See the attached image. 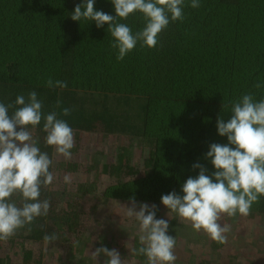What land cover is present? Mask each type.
<instances>
[{"label": "trees", "instance_id": "obj_1", "mask_svg": "<svg viewBox=\"0 0 264 264\" xmlns=\"http://www.w3.org/2000/svg\"><path fill=\"white\" fill-rule=\"evenodd\" d=\"M84 2L0 0V102L36 91L45 113L71 109L59 118L75 141L67 159L45 144L43 120L29 128L53 159L54 181L40 197L50 209L0 241V264H104L103 253L97 260L91 256L102 246L116 249L124 264H146V256L131 252L140 247L139 224L126 215L132 197L155 204L156 218L169 221L175 248L190 254L175 264H216L213 257L221 256L224 264L260 263L252 242L264 253V239L256 237L264 234V196L248 216L224 215L226 244L181 228L161 197L183 195V183L199 174L194 164L207 175L215 171L206 153L212 143L228 144L217 120L231 118L233 101L249 92L264 99V87H254L264 84V0H199L198 8L185 0L183 22H170L155 48L138 42L123 60H117L107 23L98 28L95 21L71 19ZM94 7L117 15L112 0H95ZM118 22L133 33L146 26L140 12ZM49 78L67 87L49 88ZM12 199L21 204L18 195ZM46 233L58 239L46 243Z\"/></svg>", "mask_w": 264, "mask_h": 264}, {"label": "clouds", "instance_id": "obj_2", "mask_svg": "<svg viewBox=\"0 0 264 264\" xmlns=\"http://www.w3.org/2000/svg\"><path fill=\"white\" fill-rule=\"evenodd\" d=\"M112 2L115 17L96 10L95 0H85L76 5L71 19L95 21L98 28L107 23L108 32L114 38L111 46L118 49L117 60H123L138 42L141 47L155 48L159 34L170 22L185 19V0ZM191 7H200L199 0H191ZM135 12L143 15L146 26L133 33L128 25L119 23L118 18L127 19ZM46 86L66 88L67 82L49 78ZM254 87L260 89L264 84L257 82ZM61 103L58 99L55 108L60 109ZM43 108L44 103L36 91H30L27 96L18 95L7 105L0 102V241L9 240L19 229L49 213L50 201L40 197L41 190L49 188L54 181L50 171L53 159L41 151L39 138H34L29 128L36 129L43 120L45 144L67 159L71 158L75 146L73 129L59 118L61 111L62 115L68 116L71 109L45 113ZM10 109H13L11 114ZM231 113L227 122L223 117L217 120L218 133L227 137L228 144L212 143L206 153L215 171L207 175L208 170L203 165L194 164V169H200L199 174L183 183V195L172 191L161 197L169 217L170 213H176L181 223H190L196 232L203 231L218 244H226V234L230 232V226H222L219 222L221 217L248 216L253 204L264 196V99L256 100L253 93H246L233 101ZM64 182L70 184L71 177L65 175ZM14 195L21 199L19 206L12 199ZM130 202L131 207L126 206V215L139 224L140 244L131 249L132 254L146 256V264H175L176 239L168 234L169 221L156 218L155 204H137L134 197ZM43 239L50 244L58 237L55 233H46ZM102 253L107 257L104 264H124L116 249L103 246L91 253L92 259L97 260Z\"/></svg>", "mask_w": 264, "mask_h": 264}, {"label": "rangeland", "instance_id": "obj_3", "mask_svg": "<svg viewBox=\"0 0 264 264\" xmlns=\"http://www.w3.org/2000/svg\"><path fill=\"white\" fill-rule=\"evenodd\" d=\"M113 212H115V209L113 210ZM110 213V211L108 212V214ZM223 218H224V215L221 217V220L219 221L220 223H221V221L223 220ZM182 224V225H181ZM262 225H264V224H262ZM180 226H181V228H185V230H189V229H191L192 227H191V225H190V223H181L180 222ZM191 227V228H190ZM257 234V233H256ZM259 236H261V238L259 237ZM230 237V234H228V239H230L229 238ZM257 237V242H258V239L259 240H263L264 239V234H261V233H259L258 234V236H256ZM212 242H213V240H212ZM255 241H254V239H253V242H252V244L254 245V247H255V251H256V254H255V257H257L258 258V262H260V263H263L264 264V253H260L259 251H260V248L258 247V245L257 244H255L254 243ZM89 248H91V245H89L88 246ZM211 246L210 247H208L207 249H206V253L208 254H210L211 253ZM230 248V247H229ZM174 252H175V255L177 256V258H179V259H182V260H184V261H186V260H188V258H189V256H190V254L189 253H187V252H180V250L179 249H174ZM182 253V254H181ZM220 254H222L221 252H220V250H219V252H216V255H220ZM181 255V256H180ZM224 256H221V257H219L217 260H215V257H213V259H212V262L213 261H216V262H218L219 260H220V262L219 263H216V264H224ZM260 263H258V264H260ZM102 264V263H101Z\"/></svg>", "mask_w": 264, "mask_h": 264}]
</instances>
